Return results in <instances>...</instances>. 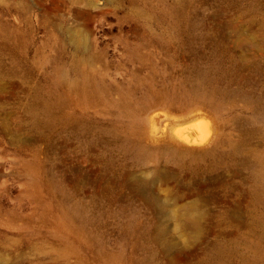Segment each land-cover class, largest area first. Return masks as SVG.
I'll list each match as a JSON object with an SVG mask.
<instances>
[{
  "label": "rangeland",
  "instance_id": "obj_1",
  "mask_svg": "<svg viewBox=\"0 0 264 264\" xmlns=\"http://www.w3.org/2000/svg\"><path fill=\"white\" fill-rule=\"evenodd\" d=\"M0 264H264V0H0Z\"/></svg>",
  "mask_w": 264,
  "mask_h": 264
}]
</instances>
